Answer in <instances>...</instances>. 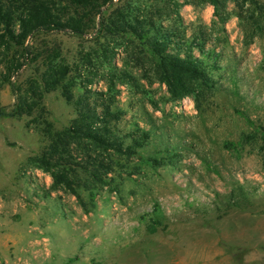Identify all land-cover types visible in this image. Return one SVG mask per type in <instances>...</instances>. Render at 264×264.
<instances>
[{"label":"rangeland","instance_id":"rangeland-1","mask_svg":"<svg viewBox=\"0 0 264 264\" xmlns=\"http://www.w3.org/2000/svg\"><path fill=\"white\" fill-rule=\"evenodd\" d=\"M186 1L113 0L105 14L133 11L187 40L203 37L225 66L226 89L171 101L151 62L138 65L133 48L118 46L115 62L127 76L116 87V127L151 133L137 157L74 142L66 161L51 157V171L70 180L55 186L28 162L49 146L33 121L40 112L0 118V264H264V0H221L218 13L193 0L177 12ZM94 35L35 34L34 63L8 82L0 65V108L10 112L16 90L56 54L78 83L105 89L103 71L82 64L99 54ZM41 106L54 134L76 117L59 89Z\"/></svg>","mask_w":264,"mask_h":264},{"label":"trees","instance_id":"trees-1","mask_svg":"<svg viewBox=\"0 0 264 264\" xmlns=\"http://www.w3.org/2000/svg\"><path fill=\"white\" fill-rule=\"evenodd\" d=\"M198 1L201 6L205 3L212 5L216 13L220 7H225L221 0ZM193 3V0H188L176 4L177 12L182 5ZM251 3L254 5L256 1ZM113 5V0H0V65L5 71V82L27 63L36 61L37 56L28 40L39 32L84 35L92 30L99 43L95 63L87 53L82 64L84 69L90 66L103 71L104 76L100 79L105 89L89 88L87 81L86 84L82 80L78 83L71 75V68L56 54L47 57L38 78L31 79L16 90L18 95L10 112L0 108V118L19 119L40 112V119L33 121H37L39 127L43 125L36 127L48 138L49 146L40 158H29L28 162L50 172L55 186L64 184L68 187L70 180L64 169L56 173L51 171L54 167L51 157L58 155V159L66 161L74 142L87 151L93 148L94 151L101 150L129 159L137 157V149L145 146L150 139L148 130L136 129L122 134L116 127V122L122 117V112L114 106L118 93L116 87L119 83L124 84L127 76L115 62L116 50L123 42L124 47L133 48L132 55L138 65L145 64L147 61L144 59L151 62L155 79L166 87L171 101L193 95L196 99L195 95L226 89L222 83L225 66L220 64V55L213 48H205L203 37L187 40L178 31L162 27L153 19L141 18L133 11L115 9L105 17ZM227 20L228 16H219L220 23ZM58 89L66 103L74 108L76 117L66 130L54 134L41 100L45 93ZM73 89L78 91L76 97ZM146 123L153 126L151 120ZM261 137L264 142V136ZM89 161L96 163L92 157ZM72 193L79 199L76 192L72 190Z\"/></svg>","mask_w":264,"mask_h":264}]
</instances>
